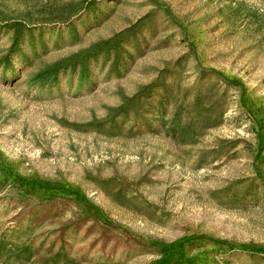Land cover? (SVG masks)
<instances>
[{"label":"rangeland","instance_id":"374dc122","mask_svg":"<svg viewBox=\"0 0 264 264\" xmlns=\"http://www.w3.org/2000/svg\"><path fill=\"white\" fill-rule=\"evenodd\" d=\"M14 22L0 264H264V0H0V62Z\"/></svg>","mask_w":264,"mask_h":264},{"label":"trees","instance_id":"16d2710c","mask_svg":"<svg viewBox=\"0 0 264 264\" xmlns=\"http://www.w3.org/2000/svg\"><path fill=\"white\" fill-rule=\"evenodd\" d=\"M143 21H141L142 23ZM140 23V22H139ZM135 24L130 31H135L140 25L141 23L139 24ZM8 27L13 31L14 33V40H13V43H12V46L10 47V50L8 52V54L3 58V60L0 62H4L6 61L7 63H11L12 62V59L18 54V52L20 51V46L21 44L24 42L25 40V33L27 32V34H31L32 33V29L31 28H28L27 26H25L23 23L21 22H14V23H11V24H8ZM96 50L97 48H95L92 52H90V56L92 57H97L99 55V52L96 53ZM198 69H199V72L202 73V76H201V79H205L207 77H209L207 74L208 73H211V71H208L204 68H200V66L198 65ZM212 72H216L215 70H212ZM219 77H222L223 78V81L225 83H230V80H227L225 79L222 74H219ZM251 185L249 187H246V185H243L241 187H234L233 189V192H237V191H242L243 189H247V192L246 194H251V195H254L257 190H258V187L254 185V181L252 180V182H250ZM236 186V184H233ZM229 190H232V189H229Z\"/></svg>","mask_w":264,"mask_h":264}]
</instances>
